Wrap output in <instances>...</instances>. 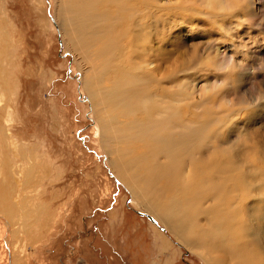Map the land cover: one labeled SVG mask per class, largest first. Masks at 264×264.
<instances>
[{
	"label": "rangeland",
	"instance_id": "rangeland-1",
	"mask_svg": "<svg viewBox=\"0 0 264 264\" xmlns=\"http://www.w3.org/2000/svg\"><path fill=\"white\" fill-rule=\"evenodd\" d=\"M117 1L123 2L127 15L124 24L130 21L129 28L123 27L129 37L119 45L124 54L113 56L106 65L98 57V48L103 49L101 35L90 37L95 46L91 58L85 45L74 50L67 44L74 33L65 23V10L73 12L76 0H0V178L14 187L11 199L17 204L28 203V211L37 205L42 208L32 219L23 213L9 220L0 211V264H209L218 256L233 264L243 252L233 249L232 239L225 235L234 232L243 245L250 233L260 238L246 246L252 248L251 263L264 264V0H248L250 12L239 8L226 12L224 0H152L154 7L148 11L142 9L144 0ZM84 2L82 7H90ZM105 6L107 11L118 8L114 3ZM199 10L226 14L210 22V14ZM109 41L107 48L115 45ZM98 63L122 82L136 73L142 79L135 77L130 83L146 88L150 83L161 85L162 94H154L159 100H175V104L187 100L184 113L199 125L207 124L212 111L216 120L226 119V124L220 120L213 126L203 158L195 159L212 165L216 158L219 166L230 161L244 197L228 199L224 208L213 203V191L202 193L201 186L225 167L210 165L215 172L210 166L203 168L202 162L193 169L205 171H192L195 184L186 183L188 194L194 195L186 199L184 215L179 212L182 216L168 223L138 206L126 183L142 160L131 159L136 140L129 131L137 124L126 131L124 123L111 122L117 106L131 117L133 112L118 104L119 98L104 82L88 85ZM183 158L175 164L178 172L186 173L190 162ZM117 160L127 165L118 168ZM156 160L149 178H143L144 191H153L168 214L177 171L172 166L171 172L161 171L166 181L162 176L153 180L167 156L158 153ZM121 169L127 170V178ZM134 177L138 179L137 174ZM205 177L210 181L205 182ZM20 220L29 225L19 229ZM223 222L227 225L220 231ZM183 224L188 227L184 231ZM182 235L194 236L195 242L187 245Z\"/></svg>",
	"mask_w": 264,
	"mask_h": 264
},
{
	"label": "bare ground",
	"instance_id": "bare-ground-1",
	"mask_svg": "<svg viewBox=\"0 0 264 264\" xmlns=\"http://www.w3.org/2000/svg\"><path fill=\"white\" fill-rule=\"evenodd\" d=\"M76 1H77V7H76V9L73 12H70L68 9L65 10V12H66L65 23L68 25V27H70L72 29V31L74 33V35L72 37L67 38V42H68L67 44H71L72 47L74 48V50L81 49L85 45L86 48L90 50V58H91L92 54H93L91 52V49H95V46L92 43L93 40L91 42L90 37L91 36L96 37V36L101 35V37L103 39L102 48L105 49V52L102 51L103 49L98 48L99 49V51H98V55L99 56L98 57L102 58V62L104 64L108 65L110 63V61H111V58H113V56L116 58L117 56L122 54L123 51L119 48V45H121L122 41H124L123 39H124L125 36L129 37V34L127 33V30H126V33L123 30L124 25L128 26V28H129V23H130V21L127 20V21H129L128 24H126V23L124 24L125 16H127V15L124 14V12H123L124 9L122 10V8H121V5L123 4V2L122 1H117V0H96V4H95V3H93L92 0H85V2L87 4H90V7H82L83 0H76ZM71 3H73V1ZM110 3H114L115 4L114 7H116V5H118V8L116 7L112 11L111 10L107 11L105 5L108 6ZM134 3L135 2L133 1V3L132 4L129 3V5L132 6ZM139 4H141V3H139ZM163 4H165V3H163ZM211 6H214V2L211 3ZM223 6L225 8V11L226 10L227 11H232V9L234 10V9H238V8H239V10L247 9V11H249V12L251 10L250 9L251 6H249L248 0H243V2L241 4L236 3V0H224ZM128 7L129 6H127V8ZM152 7H154V3L152 2V0H144L142 9L148 11V9H151ZM124 8H125V6H124ZM131 8L133 9V7H131ZM190 9H192V8H190ZM202 9H205V8H202ZM134 11H136V10H134ZM138 11H140V10H137V12ZM127 12H125V13H127ZM152 12L153 11H151L150 13H152ZM154 12H156V11H154ZM193 12H195V10ZM199 12L201 14H203V15H206V16L208 15V13L210 15L213 13V12H210V11L208 12V11H205V10H199ZM127 14H129V13H127ZM225 14L221 15L219 13L214 12L213 15H211V16L208 15V17L213 19L210 22H212V21L215 22L217 20L216 18H221V17L223 18V17H225ZM143 17H144V15H143ZM134 18H136V17H134ZM134 18L132 20H134ZM126 19H127V17H126ZM132 20H131V22H134V21L137 22L138 21L137 19L134 20V21H132ZM135 25H136V23H135ZM139 25H141V24H139ZM133 34H134V32H133ZM130 35H132V34H130ZM134 37H135V34H134ZM108 39L111 40L109 42H112L115 45L111 46L110 48H107L106 41ZM98 45H99V43H98ZM127 47H125V48H127ZM107 49H108L107 53L109 52L110 54L106 53ZM123 54H124V52H123ZM130 54L131 53H129L127 55H130ZM118 60H120V59H118ZM115 64H118V63H115ZM99 65L100 64L98 63V66H95L96 68L94 67L95 68V72H94V74L92 76V79H90L88 81V85L91 82H93V81L95 83L104 82L107 85V88H111L113 90L112 95H114L117 98H119L120 101H118V104L126 106L128 109H131L132 112H133V116L131 117V116L126 114L127 112H125V111H123V109H121V106L120 107L117 106V107H115V109L117 111H112V113H111L112 114L110 116L111 122L112 123H117V122L118 123H121V122L124 123L125 124L124 129L126 131H129L131 129L132 124L134 126H136L135 123L137 124L136 127L132 128L129 131V132H131L134 135L132 139L136 140L134 142L135 146H133V148H132V146H129L128 148H132V150H133L132 154H131V159H133V158L136 159L137 157L138 158L142 157V160H140V163H138V162L136 163V165H137V169H135L136 173H131V175H129V177L127 178V174H128L127 170L126 169L125 170L121 169L122 170L121 175H122V177L125 176V178H127L126 179V183L129 184L130 189H132L133 192H134L133 193L134 194L133 201L138 206H145L147 208V210H150L153 214L158 216V218H160L161 221H163V222L164 221L165 222L168 221V223H170L169 220L171 218L174 220L176 217H179V216H177L179 214V212H181L180 214H183V215L185 214L184 210L186 209V206H187L186 199L188 198V196L192 192L191 191L188 194L189 190H191V189H189L190 187L187 184L193 186V183L195 184V182L191 183L193 181V179H194L193 176L195 175L193 173L200 172V171H197L198 169H193V168H195L196 165L199 166L198 163H202V162L206 163L205 165H203V168H204V166L206 168V166L209 167L211 165L210 162L207 163L206 161L197 160L195 158L198 157L199 155L202 156L201 152L202 153L204 152L203 148H204L206 140L208 139V135H210L211 132H214L213 126L218 124V121H220L221 119L218 120L219 119L218 118L216 120L214 118L215 116L213 115V111H212V112H209L211 114L210 115V119L208 120L209 122L207 121V124H205V122L203 121L202 124L199 125L198 124V120L194 121V120H191L192 118L188 119L189 113L188 114L184 113V107L186 105H183V104H185V102H186V104L190 103L187 100L184 101V102H181V104H179L178 102H176V104H175L174 103L175 100L173 101V103H169L166 100H159V99H157L155 97V95H161L162 94L161 90H160L161 89V85L156 84V85L152 86V84L150 83L151 85L150 84L145 85V86L148 87V88H146V87H140V85L138 86V85L130 83L135 77H137L138 79H140V78L142 79V77L138 76L136 73L132 74V75H134V77L131 78L132 80H130L129 82H127V81L122 82V81H120V78L118 76L115 79L113 74H112V72L110 70H107L106 68L105 69H101L99 67ZM111 65L112 64H110V66ZM119 65H120V63H119ZM111 67H113V66H111ZM108 68H109V66H108ZM144 79L145 78L143 77V80ZM139 84H140V82H139ZM152 87L154 88L153 89L154 91L152 90ZM181 90H183V89H181ZM185 93H186V91H185ZM187 99H189L188 96H187ZM104 100H105V98H104ZM178 100L180 101V98H178ZM106 101H107V99H106ZM111 109H113V108H111ZM197 110L198 109H196V111ZM178 111H179V113H178ZM196 111H194V112H196ZM228 113H230V112H228ZM181 114H183V118L182 117L179 118V116ZM206 114H208V113H206ZM155 116H157V117H155ZM192 116L193 115H191V117ZM199 116H198V119L199 118H201V119L203 118V117H201V116L199 117ZM230 117H231V115H230ZM195 119H196V116H195ZM230 119H232V121L234 120V118H230ZM221 122L226 124L227 121H226V119H222ZM216 127H217V125H216ZM102 137H103V139H105V134L104 135L102 134L101 138ZM113 153L115 154V152H113ZM158 153L166 154L167 161L165 163L164 162L160 163L159 168L157 169V173H156L157 175L156 174L154 175L153 180L156 179V181L158 182V180L160 181V176H162L161 180L166 181L167 178H166V176L162 175L161 171L163 172V170H167L168 172L169 171L171 172L172 170L170 168H172V166H175V170L174 171H177V176H176V179H175V187L173 189V194L171 193L172 194L171 195V201H169L170 205H171V208L170 209L167 208L169 210V211L167 210L168 214L172 215L173 217H171V216L168 217V214H165L166 211L164 210L165 211L164 212L162 210V209H165L164 208L165 206L162 207L161 205H163V203L162 204L158 203L160 200H157V198L153 197V191L151 193H149L148 191L147 192L144 191L145 190V185H144L145 183L143 181L144 180L143 178H145V179L149 178L148 175H151V174H149L150 172H152V170L150 168H151L152 165L158 163V161L156 160V155ZM210 156H213V155H210ZM183 157H187V162L186 163L190 162L189 171L187 170V172H186L187 174L184 171H182V170H179V172H178L177 165L175 164V161L181 163L182 160H180V159L183 158ZM111 158L112 159H117L116 157H113V156ZM202 158H203V156H202ZM204 158H205V156H204ZM209 158L211 159V157H209ZM210 159H209V161H210ZM215 159L216 158L213 159V162H214L215 165L212 164L211 166L214 165V166H217L218 168L220 166L225 167L224 169H217L216 170V171H218V173H219V170L222 173H220L217 178H216V176H215V178L213 177L211 182H208V185H203V186H201V184H199V185L201 186L202 190L204 191L202 193L213 191L212 192L213 193L212 196H213L214 200H212V201H215L213 203H217L218 202L221 205V207H222L223 206V202H224V205H227L228 199H230L232 197H237V198L244 197V188H242L241 185L239 186V183H242V182H241L240 179H238V178L236 179V174L237 173H235V174L233 173V171H232V168H233L232 163L230 161H228V164H225V165L222 164V165L219 166L218 165V161H216ZM183 160H184V158H183ZM204 163H202V164H204ZM125 165H127V162H120L119 160H117V165L116 166H118V168L119 167L120 168H124ZM200 168H202V166ZM207 169H209V168H207ZM211 170H214V167H211ZM148 171H149V173H148ZM192 171H193V173H192ZM204 171H205V169H204ZM204 171H202V172H204ZM202 172H200V173L202 174ZM208 172H211V171H208ZM4 174H5V172H4ZM135 174H137V176H138L137 180H133V178L134 179L136 178V177H134ZM27 175H29V174L27 173ZM132 176H133V178H132ZM199 176H200V174H199ZM200 177H202V176H200ZM225 177H226V179H225ZM205 178L207 179V180L205 179L206 180L205 182L210 181V179H208L207 177H205ZM186 180L188 182H186ZM195 180L197 181V179H195ZM198 180L200 181V179H198ZM202 180L204 181V179H202ZM27 181L28 180H26V182ZM135 181L138 183L140 188L138 187L137 184L136 185H137L138 188L137 187L135 188V186H136L135 185V183H136ZM152 182L155 183L154 181H152ZM230 186H234L235 190L231 189ZM194 188H196V187H194ZM201 188L199 187V189H201ZM13 190H14V187L12 186V184L10 182L4 181L3 179L1 180V178H0V211L4 212V214L8 215V219L9 220H13L15 218H18V216L20 218L21 217L20 214L23 215V213L26 214V217H28L27 219H32L35 216L36 213H38V217H39V214L42 211L41 206L37 205V209H35L34 211H28V209H27L28 203L17 204L15 201H13L11 199L12 196H13ZM192 194L194 195V193H192ZM209 196H211V195H209ZM195 198H197V197H195ZM201 200H203V197H202ZM207 201L208 200H206V202ZM189 202H191V201H189ZM189 202H187V203H189ZM185 204H186V206H185ZM189 206H191V205L189 204ZM194 207H196V206H194ZM221 207H219V209ZM224 207L225 206H223V208ZM226 207L228 208V206H226ZM30 212H33V213L29 214ZM217 212H218V209H217ZM225 212L226 211L224 210V213ZM190 213L193 214V212H190ZM233 213H235V212L233 211ZM31 215H32V217H31ZM181 216L182 215H180V217ZM190 216L192 217L193 215H190ZM194 216H195V214H194ZM188 218H190V217H188ZM226 218L227 217H225V219ZM179 219H181V218H179ZM231 219H233V218L231 217ZM231 219H229V221ZM233 220H231V221H233ZM177 221H178V219H177ZM183 222H185L184 219H183ZM214 222L215 221H213V225L217 226L218 222H215V223ZM227 222H225V223L223 222L220 225H218V229L220 231H223L225 229L226 225H227ZM28 225H29V222L27 224L26 221L20 220V222H19V227L20 228L19 229H23L24 227H26ZM187 225H188V223H187ZM190 225L193 228L194 223H190ZM229 225H231V223H229ZM185 227L186 226L183 224V227L181 229H183V231H184V229L188 228V227L187 228H185ZM234 228H235V225H234ZM234 228H232V231H233ZM203 233L201 235H203ZM201 235L199 237L200 238L202 237L201 239H203L204 236H201ZM225 235L230 237L232 239V241L234 242V245H232L233 242H231L230 246L233 249L237 248L241 252L243 251L240 254H244V255H241V256H239L240 255L239 254L237 258H234L235 260L233 259V261H235V262H233V264H252L251 263L252 261H250V258L253 259L252 255H251L252 251H249V250H252V248L247 247L246 245L251 243V242L259 243L260 238L258 236H256L257 238H254L253 236H255V234L250 233L249 234L250 238L247 239L245 241V243H244L245 245H243V242H240L239 239L237 238L238 237L237 233L234 232L233 236H231L230 234H225ZM185 236L182 237V240H184L183 242L186 243L187 245L192 244V242H195L193 240L194 236L191 239L189 238L190 236L189 237H185ZM226 240H227V238H226ZM228 240H229V238H228ZM202 244H204V243H202ZM199 245H200V243H199ZM239 245H241V246H239ZM200 247H201V245H200ZM204 250L206 251V249H204ZM209 253L211 254L210 250H209ZM213 256H214V254L212 255V257ZM216 256H218V255H216ZM232 257H233V255H232ZM213 258H214L213 261H211V260L208 261V262H210L209 264H224V263L226 264V259L224 260V258H222V257L218 256V257H213ZM205 260H207V259H205ZM258 260H259V258H258Z\"/></svg>",
	"mask_w": 264,
	"mask_h": 264
}]
</instances>
